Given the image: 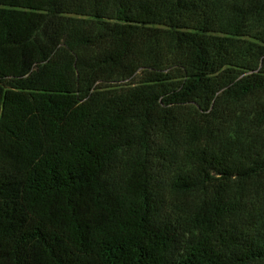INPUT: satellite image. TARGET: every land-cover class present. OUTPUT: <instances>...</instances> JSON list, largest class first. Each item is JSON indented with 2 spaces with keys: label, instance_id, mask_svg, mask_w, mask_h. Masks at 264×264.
Listing matches in <instances>:
<instances>
[{
  "label": "trees",
  "instance_id": "1",
  "mask_svg": "<svg viewBox=\"0 0 264 264\" xmlns=\"http://www.w3.org/2000/svg\"><path fill=\"white\" fill-rule=\"evenodd\" d=\"M0 264H264V0H0Z\"/></svg>",
  "mask_w": 264,
  "mask_h": 264
}]
</instances>
